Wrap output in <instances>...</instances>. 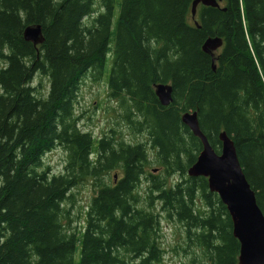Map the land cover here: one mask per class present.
Returning a JSON list of instances; mask_svg holds the SVG:
<instances>
[{
	"label": "trees",
	"instance_id": "16d2710c",
	"mask_svg": "<svg viewBox=\"0 0 264 264\" xmlns=\"http://www.w3.org/2000/svg\"><path fill=\"white\" fill-rule=\"evenodd\" d=\"M192 2L122 0L113 27L117 0H0V264H164L162 219L185 229L189 264H239L227 207L207 178L185 177L202 143L181 117L197 111L218 153L227 132L264 214V0L200 5L194 21ZM31 24L43 44L24 39ZM216 36L214 70L202 46ZM108 61L109 97L147 142L78 127L82 82L106 79ZM38 74L47 91L33 86ZM158 83L173 86L168 106ZM58 147L67 157L54 174L44 156ZM86 182L95 195L72 228L73 190Z\"/></svg>",
	"mask_w": 264,
	"mask_h": 264
},
{
	"label": "water",
	"instance_id": "95a60500",
	"mask_svg": "<svg viewBox=\"0 0 264 264\" xmlns=\"http://www.w3.org/2000/svg\"><path fill=\"white\" fill-rule=\"evenodd\" d=\"M222 1L224 0H193L192 18L196 17L200 5L221 7ZM196 24L198 25L197 22ZM23 36L34 45L45 41L41 24L27 25ZM223 43V39L216 36L208 38L202 46L203 51L211 55L214 70L216 51ZM155 93L164 106L173 101V86L170 83L155 84ZM181 119L202 143V150L195 163L188 168L187 175L207 178L209 190L215 192L227 207L233 236L240 244L239 264H264V214L257 203L256 193L245 176L234 141L226 131H221L219 140L222 146L218 153L201 130L197 111L184 112Z\"/></svg>",
	"mask_w": 264,
	"mask_h": 264
},
{
	"label": "rangeland",
	"instance_id": "374dc122",
	"mask_svg": "<svg viewBox=\"0 0 264 264\" xmlns=\"http://www.w3.org/2000/svg\"><path fill=\"white\" fill-rule=\"evenodd\" d=\"M122 0H117L115 17L113 19V27L116 26L118 14L120 12V3ZM224 4V1L220 3V6ZM98 8V7H97ZM200 8H198L199 13ZM197 13V15H198ZM197 19V16L195 17ZM194 21V19H192ZM221 48L216 51L219 54ZM111 71V61H108L105 78L100 81H94L91 76H87L81 85L79 94L76 99L75 115L79 117L78 127L84 132H91L96 140H100L104 134L113 135L112 129L118 133V138H123L127 143H139L147 142L148 135L146 133H134L129 128L126 121H123L120 105L117 101L111 99L108 93V86L106 80ZM40 84L41 87H40ZM33 86L47 91L49 88V78L43 74L35 76ZM66 151L62 147H58L50 153L44 156L45 164L49 165L54 174H60L63 172L66 160ZM151 160L154 159L153 151L150 150ZM156 165H148L147 173L154 175H162V170H155ZM118 177H121L123 173L118 171ZM114 175V171L111 172L110 178ZM117 177V178H118ZM185 177H189L186 175ZM182 176L179 173L170 175L167 178L169 186L177 183ZM147 187L146 179H144L142 185L139 187V195L144 197L145 189ZM76 202L71 205L72 218L74 217L71 227H79L82 217L85 218L88 206L95 195V191L90 182H86L84 185L77 187L73 190ZM159 209L156 205V210ZM79 216V219H78ZM162 229L160 233L159 243L164 250V264H189L190 254L184 251L185 248V229L176 221H168L162 219ZM79 229V228H78ZM132 264H139L136 261Z\"/></svg>",
	"mask_w": 264,
	"mask_h": 264
},
{
	"label": "bare ground",
	"instance_id": "6f19581e",
	"mask_svg": "<svg viewBox=\"0 0 264 264\" xmlns=\"http://www.w3.org/2000/svg\"><path fill=\"white\" fill-rule=\"evenodd\" d=\"M197 12H198V10H197ZM196 16H197V14H196ZM194 20H195V18H194ZM197 21H195V23H196ZM205 43V42H204Z\"/></svg>",
	"mask_w": 264,
	"mask_h": 264
}]
</instances>
